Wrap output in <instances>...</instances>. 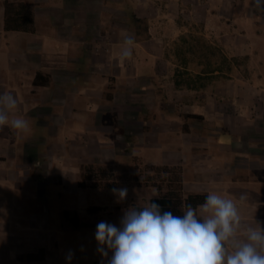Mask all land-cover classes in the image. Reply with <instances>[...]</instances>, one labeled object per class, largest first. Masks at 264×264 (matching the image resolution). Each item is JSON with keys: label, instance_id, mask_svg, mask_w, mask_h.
Instances as JSON below:
<instances>
[{"label": "crops", "instance_id": "1", "mask_svg": "<svg viewBox=\"0 0 264 264\" xmlns=\"http://www.w3.org/2000/svg\"><path fill=\"white\" fill-rule=\"evenodd\" d=\"M131 1L142 4L129 15L146 20V40L135 41L133 28L126 23ZM20 3L31 10L24 16L29 23L24 29H5V10L8 19L15 18L13 9ZM179 11L204 24L207 31L211 23L219 26L216 32L224 26L232 28L237 40L241 25L247 22L249 29L241 35L245 46L235 41L210 47L211 52H230L227 65L212 67L206 48L201 55L206 59H195L197 68H189L192 61L185 56L186 44L174 42L185 30L166 32L167 23L159 21L174 18ZM150 20L159 23L156 32ZM206 32L198 34L206 37ZM263 32L264 12L253 0H0V94L11 92L17 98L12 116L25 118L30 125V133L22 136L38 132L36 139L15 146L22 147V153L33 148L39 158V147L46 148L47 137L60 131L77 138L75 147L89 144L91 137L82 135L86 131H123V143L161 137L176 148L171 161L148 164L180 166L186 194L216 192L237 203L245 227H256L258 222L264 228V84L255 75L245 79L234 63L242 49L258 66L261 60L264 63V42L259 37ZM127 37L134 40L133 56L121 59ZM37 74L41 79L49 77V85L35 86ZM177 77L183 82H211V89L181 86L172 90ZM165 79L166 90L156 88L155 83ZM132 83L134 97L123 100V90H130ZM176 101L179 114L173 107ZM8 130L14 129L6 127L1 140L11 136ZM44 132L46 139L37 137ZM5 146L0 145V150ZM55 146L64 151L49 159L72 161L67 155L72 146L63 141ZM78 170L72 166L60 173L70 177ZM242 193L248 199L240 204ZM51 249L46 247L43 258L29 264H55L56 259L47 253Z\"/></svg>", "mask_w": 264, "mask_h": 264}, {"label": "rangeland", "instance_id": "2", "mask_svg": "<svg viewBox=\"0 0 264 264\" xmlns=\"http://www.w3.org/2000/svg\"><path fill=\"white\" fill-rule=\"evenodd\" d=\"M131 2L128 3L126 16L128 25L129 12L139 9L142 5L139 2ZM181 9L182 6H180ZM151 18L154 19V17ZM162 19L167 23V26L162 25L166 32L169 30L173 32L175 28L179 31L185 30L184 35L174 42L186 44L185 56L191 59L189 68L193 70L197 68L194 61L198 58L211 60L209 67L214 64L219 66L228 64L227 58H230V52L216 53L214 50L211 52L210 47L215 49V45L219 46L223 43L231 45L232 42L237 41L242 48L246 44V38L241 35L249 29L247 22L241 25L240 40H237L235 35H232V28L224 26L222 30L219 29L216 32L215 29L219 26L211 23L210 30L207 31L204 24L194 23L180 11L174 18L164 17L159 21ZM221 21L224 25V21ZM158 24L150 20L149 26L153 32H156ZM200 30L207 31V36L198 34ZM263 34L264 32L259 34L262 42H264ZM181 37L183 39H180ZM206 48H208L209 56L204 58L201 55L205 54ZM245 52L246 50L242 49L240 55L234 57L235 65L245 79L255 75V78L259 79L263 85L264 63L261 60L258 66L259 63L251 60ZM183 80L177 77L174 85L172 84V90H180L181 86L182 88L202 86V89L207 91L211 89V82L205 84L194 82L195 80L192 82H183ZM155 86L166 90V79L162 82L157 81ZM134 87L135 83H132L130 90H123V100L134 97ZM198 90L197 88L196 91ZM173 107L176 109L175 114H179L178 101ZM31 127L32 130L42 131ZM9 131H11L10 137L0 139V145H6L0 150V264H29L30 260L27 258L29 255H34L40 260L46 251L44 249L48 246L52 249L47 253L56 259L55 264H102V262L107 264V260L97 252L95 240L97 224L104 221L119 227L125 209L132 206H144L149 200L155 198L156 190L142 183L147 172L145 166L153 165L147 162L169 163L172 153L176 150L162 142L161 137L150 138L151 140L147 142L129 139L123 143L125 134L119 130L86 131L82 135L87 134L91 137L89 144L75 147V144L79 142L77 138L68 131H60L58 135L50 137H47L46 132L37 134L38 138L46 139L47 137L46 148L42 145L39 147L42 156L38 158L33 148L27 147L26 152L22 153V147L15 146L16 143L22 146L30 139H36L38 132L22 136L23 133H18L16 130ZM144 132H148L147 126H144ZM6 133L0 132V135L3 136ZM60 141L72 146L70 149L66 148L67 155L71 156L72 161L58 163L49 159L63 153L64 148L59 149L55 146L60 144ZM103 144L106 146H102ZM13 149H16L15 153L12 152ZM36 157L38 159L35 160ZM88 164L110 168L114 174L113 180L118 184L116 188L128 189L126 199L117 202L118 197L113 194L112 189L92 188L91 182H86L84 189L79 188L77 182L80 179L81 166ZM72 166H77L79 169L75 175L67 177V174L63 176L60 173L62 168L71 169ZM69 252L73 254L70 262L66 259ZM110 257L111 253H109ZM31 264L40 263L32 261Z\"/></svg>", "mask_w": 264, "mask_h": 264}, {"label": "clouds", "instance_id": "3", "mask_svg": "<svg viewBox=\"0 0 264 264\" xmlns=\"http://www.w3.org/2000/svg\"><path fill=\"white\" fill-rule=\"evenodd\" d=\"M264 12V0H253ZM134 40L127 37L121 59H131ZM18 100L11 92L0 94V132L6 127L18 133L30 132L27 119L12 116ZM122 202L127 188H113ZM248 196L242 193L240 204ZM182 216L162 212L148 203L123 211L120 226L101 221L96 226L97 252L107 264H264V228L245 227L239 207L232 199L211 192L202 205H186ZM109 253L111 257L109 258ZM73 254L68 253L70 262ZM103 264V262H102Z\"/></svg>", "mask_w": 264, "mask_h": 264}, {"label": "trees", "instance_id": "4", "mask_svg": "<svg viewBox=\"0 0 264 264\" xmlns=\"http://www.w3.org/2000/svg\"><path fill=\"white\" fill-rule=\"evenodd\" d=\"M18 9H13L17 17L8 19V11L5 10V29H24L29 22L26 14H31V10L22 3L18 4ZM27 16V15H26ZM129 22L133 28L135 41H142L149 38V27L145 19L137 18L133 13L129 15ZM24 26V27H23ZM50 79H41L36 75L33 84L35 86L49 85ZM111 99V97H109ZM187 118H196L194 115H187ZM135 159V158H133ZM147 172L142 179V183L147 187H153L157 196L150 200L151 203L160 205L162 212L170 211L175 216H182V209L186 205L198 208L205 202L206 194H186L183 190L182 168L180 166L150 165L145 166ZM113 171L104 166L93 164L81 166L80 179L77 186L81 189L86 187V182H91L92 188L113 189L117 183L113 180ZM29 260H36V256H27ZM40 259V258H39Z\"/></svg>", "mask_w": 264, "mask_h": 264}]
</instances>
